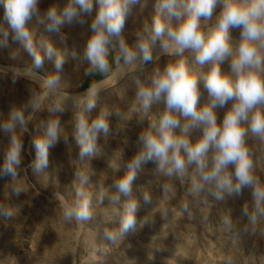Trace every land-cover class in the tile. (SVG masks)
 I'll use <instances>...</instances> for the list:
<instances>
[{
    "label": "clouds",
    "instance_id": "clouds-1",
    "mask_svg": "<svg viewBox=\"0 0 264 264\" xmlns=\"http://www.w3.org/2000/svg\"><path fill=\"white\" fill-rule=\"evenodd\" d=\"M94 3L98 7L93 16ZM140 3L141 0H65L42 13L40 0H0L4 9L0 48L8 47L11 33L12 40L33 58L31 67L0 68L2 74L11 73L13 84L20 78L32 82L29 97L22 105L12 106L6 117L0 113V130L10 136L0 164V179L10 177L4 200L0 201V220H13L22 210L21 205L8 201L26 191L27 177L20 173L22 138L29 132V123L36 113L46 110L48 118L40 122L41 134L33 140L35 159L28 165L39 173L49 166L50 149L61 141L69 144L60 117L70 108L75 119L73 136L80 149L74 171L75 196L54 194L58 201L55 222L84 227L95 220L98 210L105 222L119 215L118 228H103V239L108 243L95 248L107 257L106 249H119L130 232L143 227L156 213L165 222V236L169 231L175 234L181 220L196 221L200 210L210 202L214 206L227 204L230 198H238L249 189L251 203H244L240 218L233 219L232 209L218 206L223 210L218 229L224 235L217 247L222 250L223 264H257L255 254L239 257L229 254V249L233 244L242 249L245 237L264 238V179L258 174V170L264 172V0H155L151 24L145 21L134 32L135 40L130 45L124 34L125 22ZM33 18L46 31L59 35L62 42L67 39L66 26H83L90 19L91 35L86 37L83 56L79 57L75 49H58L48 38L38 36L35 27H28ZM231 29L240 30L235 41ZM113 56L117 82L127 78L134 91L133 97L125 101L127 113L117 112L121 117L118 130L123 131L133 115L138 124L145 120L148 124L137 136V151L128 160L125 174L113 176L112 183L106 184L108 174H98L91 160L101 151L99 138L113 133V113L108 107L92 115L100 92L108 88L97 83L70 95L64 65L69 57L86 60V76L106 74ZM161 56L168 58L165 66L149 70L147 65L155 64ZM15 57L14 52L11 58ZM46 59L55 71L41 77L35 69L42 68ZM225 63L227 69L222 68ZM201 82L207 93L202 103ZM118 94L125 98L124 90ZM225 108L218 121L217 110ZM122 157V150L113 153L114 172L119 170ZM149 162L155 164L151 174L160 194L149 214L138 221L141 202L133 185ZM94 176H98L95 184ZM176 181L187 185L180 198ZM140 191L143 203L152 205L151 191ZM105 200L108 205L101 208ZM173 201H177L175 206ZM208 220L207 215L201 217V222ZM40 228L38 225L37 231ZM148 259H153L151 250ZM123 264L135 261L125 258Z\"/></svg>",
    "mask_w": 264,
    "mask_h": 264
},
{
    "label": "rangeland",
    "instance_id": "rangeland-1",
    "mask_svg": "<svg viewBox=\"0 0 264 264\" xmlns=\"http://www.w3.org/2000/svg\"><path fill=\"white\" fill-rule=\"evenodd\" d=\"M64 2L65 0H40L39 8L43 13L49 6L53 4L62 5ZM153 3L154 0L151 2L141 0L140 4L134 6L132 15L126 19L124 34L130 45L135 40L134 32L142 28L145 21L151 24L155 11ZM97 7L94 3L93 16ZM216 11H219V9ZM3 13L4 9L0 6V22H3ZM90 23L91 20L89 19L88 23L83 26L79 24L66 26L64 32L67 34V39L63 42L59 35L48 32L43 25L37 24L35 18L28 22V27H35L38 36L48 38L58 49L67 48L69 51L75 49L78 56L82 57L86 46V37L91 35L89 31ZM230 34L233 41H235L240 37V30L231 29ZM14 52L16 57L12 59L11 54ZM167 60L166 56H161L159 61L155 64H149L147 67L149 70L157 65L163 68ZM32 63L33 58L19 42L12 40L10 33L8 47L0 48V68L15 65L23 69L31 67ZM88 66L86 60H73L71 57L67 59L64 65V78L70 85L66 89L67 92L79 93L85 91L89 86L106 78L116 69L114 61L106 75L102 76L98 75L100 73H96V76H94L95 74L86 76L84 73ZM222 68L227 69L228 64L225 63ZM35 71L39 76L46 77L55 70L52 62L46 59L43 67L35 69ZM31 85L32 82L25 78H20L13 84L11 73L6 75L0 73V113L6 117L12 106L22 105L29 97V87ZM129 85L130 81L124 78L107 87V90H102L99 94L97 107L92 114L94 117L105 106L113 113L110 117L113 133L108 138L103 136L99 138L98 143L101 146V151L91 160V166L98 174L101 172L108 174L106 184L112 183L113 176L121 177L125 174L128 160L137 151L135 143L137 136L142 127H146L148 124L147 120L143 124H138L135 115H133L126 122L124 130H118L121 117L117 115V112L119 111L121 115L127 113L128 106L125 101L130 100L134 95V91ZM200 86L202 89V103L207 93L203 91L202 82ZM119 90H124V99H121L118 94ZM226 108L217 110L218 121L222 120ZM47 118L46 110L36 113L33 121L28 125L29 132L22 138L23 161L20 175L27 177L26 191L22 192L18 198L12 196L8 201L12 205H21L20 214L15 219L7 222L0 220V264H123L125 258L134 260L135 264H223L222 250L217 247V242L224 235L218 229L220 216L223 212L219 207L232 209L233 219L240 218L244 203H251L249 189H245L243 195L238 198H230L227 204L214 206L210 202L209 206L200 210L196 221L181 220L175 234L169 231L165 236L166 233H163L165 222L161 219L159 213H156L153 219L145 223L143 227L138 226L135 232H130L119 249H106L107 257L103 253H97L95 248L102 243H108L103 239V228H118L120 225L119 215H113L110 221L105 222L102 213L98 210L95 220L88 222L84 227L75 223L64 226L55 222L58 201L55 200L54 194L60 193L65 197L75 196L73 187L74 171L80 149L73 136L75 131L74 112L66 110L60 118L69 135V144L65 145L61 141L55 148L50 149L49 166L39 173H34L28 167L35 159L33 140L41 134L38 127L40 122ZM9 139L10 136L0 130V164L3 163V148L8 144ZM247 142L252 143L251 139H248ZM116 150H122L123 157L119 161V170L114 172L111 163L113 153ZM253 159L255 160V156ZM154 167L155 164L149 162L145 166V171L138 174L134 181V192L141 202V208L137 212L138 221L149 214L155 206V197L160 194V189L151 174V169ZM258 174L264 179V172L258 170ZM103 175L101 174V178ZM97 179L98 176L92 178L93 184L96 183ZM9 182L10 177L0 179V201L4 200L5 185ZM175 183L177 196L180 198L183 196L187 185H181L179 181ZM141 189L151 191L154 197L152 205L143 203ZM89 190L94 191V188L90 187ZM123 201L124 198L122 197L121 203ZM172 203L175 206L177 201ZM107 205L108 201L105 200L100 207L103 208ZM205 215L209 216V220L201 222V217ZM38 225H41V228L37 231ZM40 231L42 232L40 233ZM153 246L159 248H152ZM240 247L242 249L233 244L229 249V254L243 257L253 253L257 256V264H264V238L259 235L245 237ZM73 249H75V252H73ZM150 250L153 254L151 260L148 259Z\"/></svg>",
    "mask_w": 264,
    "mask_h": 264
},
{
    "label": "bare ground",
    "instance_id": "bare-ground-1",
    "mask_svg": "<svg viewBox=\"0 0 264 264\" xmlns=\"http://www.w3.org/2000/svg\"><path fill=\"white\" fill-rule=\"evenodd\" d=\"M149 2H151L150 0H148ZM154 5H155V0H154V3H153ZM236 31H238V30H236ZM80 57V56H79ZM74 60V59H73ZM117 83V77H116V69L114 70V72L112 73V74H110L109 76H107L106 78H104V79H102V80H100L99 82H98V84H100V86L101 87H105V88H107V87H109L110 85H112L113 83ZM97 84V83H96ZM86 91V90H85ZM82 92H84V91H82ZM82 92H79V93H82ZM69 93V92H68ZM79 93H69L70 95H77V94H79ZM22 99V98H21ZM20 102V101H19ZM70 103V102H69ZM100 105V104H99ZM69 110H71L70 108H69Z\"/></svg>",
    "mask_w": 264,
    "mask_h": 264
},
{
    "label": "crops",
    "instance_id": "crops-1",
    "mask_svg": "<svg viewBox=\"0 0 264 264\" xmlns=\"http://www.w3.org/2000/svg\"><path fill=\"white\" fill-rule=\"evenodd\" d=\"M114 55V54H113ZM115 61V59H114V56L112 57V58H110V65L113 63ZM97 73H99V72H97ZM107 74V73H106ZM106 74H98V75H102V76H104V75H106ZM94 76H96V74L94 75ZM101 76V77H102Z\"/></svg>",
    "mask_w": 264,
    "mask_h": 264
}]
</instances>
